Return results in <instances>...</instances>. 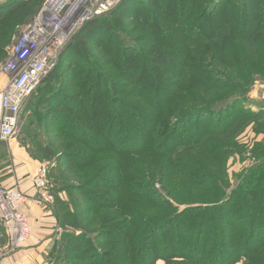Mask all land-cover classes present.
<instances>
[{"label":"trees","instance_id":"16d2710c","mask_svg":"<svg viewBox=\"0 0 264 264\" xmlns=\"http://www.w3.org/2000/svg\"><path fill=\"white\" fill-rule=\"evenodd\" d=\"M41 1H0V63ZM256 75L264 0H124L83 25L35 90L58 80L39 104L75 202L53 207L60 264H264V105L244 104ZM244 133L262 139L233 186Z\"/></svg>","mask_w":264,"mask_h":264},{"label":"built area","instance_id":"2783aa9c","mask_svg":"<svg viewBox=\"0 0 264 264\" xmlns=\"http://www.w3.org/2000/svg\"><path fill=\"white\" fill-rule=\"evenodd\" d=\"M124 0H44L32 22L10 50L11 58L0 68L8 81L0 92V141H10L26 100L55 68L58 58L76 32L87 22L106 15ZM48 169L39 165L31 178L38 197L48 202ZM25 196L18 188L0 187V221L15 246L30 235L22 211Z\"/></svg>","mask_w":264,"mask_h":264},{"label":"rangeland","instance_id":"374dc122","mask_svg":"<svg viewBox=\"0 0 264 264\" xmlns=\"http://www.w3.org/2000/svg\"><path fill=\"white\" fill-rule=\"evenodd\" d=\"M2 1V0H0ZM218 1V0H216ZM44 0H42L37 6H35V16L37 12L40 10L42 3ZM32 21V20H31ZM30 20L22 27L17 29V33L12 38L11 44L7 48L8 50V56L0 63V68L5 63H7L10 58V50L14 46V44L17 42V40L22 36L24 33L26 27L31 22ZM223 28L222 30H224ZM224 32H221V35L218 40L221 41L222 36L224 35ZM126 38H132L131 36H126ZM192 52L199 55L202 52V49L198 47L193 46ZM231 52V54L233 55ZM222 54L224 55H231L227 53L225 50H222ZM70 61H67L66 64H69ZM64 66V65H63ZM66 67V66H64ZM65 69L63 71L58 70L59 78H61V75H63ZM192 70H194L192 68ZM8 81V78L0 74V92H2L6 86V83ZM50 83V86H52L53 90L49 93H42L39 94L38 91H36L31 97H29L21 112L19 113V120L18 125L16 128V132L13 136V138L8 142H1L0 141V187H2L3 183L6 182L10 177H12L13 172H15L20 167H25L28 170V167L26 166H32V165H44L48 169V175H47V188L45 192L50 197V200L48 202L40 200L43 202L42 208L48 209L54 213L53 207H55L57 211V207H62L61 204H68V208L74 207L75 202L70 195L67 194V192L61 191L63 189V185H65V182H68V180H64L62 177H60V174L56 168V160L55 156H48L46 155L45 150L48 148L50 150H55V147L58 144L59 139L57 137H54V133L49 132V126L48 123L52 120V115L47 112V108L49 105L48 102L44 104H39V100L47 98L51 99L53 97H56V90H58V80L53 79ZM191 89H194L190 86ZM129 102L136 101V98L129 99ZM243 104V102H241ZM244 104H247L253 111L257 109V105H264V78L261 76H254L253 82L250 87V91L246 96V101ZM47 114V115H46ZM49 114V116H48ZM48 119V120H47ZM211 121H200V124L204 126L210 125ZM195 124V121L191 120L189 123L186 124L187 127L193 126ZM248 130V129H247ZM247 130L245 132H247ZM253 134L244 133L238 137L239 141L244 144V153L242 155H234L231 156L228 160L227 166L228 168V176L231 180V184L234 186L235 182V176L240 171H242L243 168L247 167L249 163H251L248 158L250 159V153L252 148V143L254 141H260L262 139L261 136L256 137L254 140ZM121 166L124 169V176L122 178V185L126 184L129 181V178L126 177V169H132L134 168V164H131L130 162H125L124 160L120 163ZM28 174V173H27ZM26 176L28 177V175ZM122 175V172L120 173ZM120 178V176H116ZM32 178V177H31ZM30 178V182H31ZM65 181V182H64ZM32 184V183H31ZM34 188V186L32 185ZM5 188V187H3ZM13 188V187H10ZM15 188H20L18 186H15ZM35 189V188H34ZM21 191V190H20ZM36 191V189H35ZM22 192V191H21ZM37 192V191H36ZM74 195V194H73ZM123 197V196H122ZM60 201H65L64 203H60ZM72 204V205H71ZM64 206V205H63ZM70 206V207H69ZM24 207V206H23ZM22 207V211H23ZM63 223L66 224L68 220H62ZM77 221L70 220L67 225L75 224ZM30 224V223H29ZM59 226V225H58ZM58 232L61 233L63 230L60 228H57ZM62 231V232H61ZM30 232H31V225H30ZM30 238V235L28 236L26 242ZM25 242V243H26ZM24 243V244H25ZM24 244H21L19 246L13 245V243L10 241L9 236L4 228L3 223L0 221V264H2L5 260L10 258L15 254L17 250H19ZM60 251L55 245L49 249L48 256L46 257V263L47 264H60ZM157 264V262L155 263ZM237 264H243L242 262Z\"/></svg>","mask_w":264,"mask_h":264},{"label":"crops","instance_id":"0c3cea01","mask_svg":"<svg viewBox=\"0 0 264 264\" xmlns=\"http://www.w3.org/2000/svg\"><path fill=\"white\" fill-rule=\"evenodd\" d=\"M38 166V164L26 166L28 170L25 167H20L2 185L5 188L15 186L20 188L25 196L23 212L28 217L31 225L28 241L2 264H47L45 261L49 249L59 239L60 232L57 230L59 226L53 212L50 208H42L41 204L43 202L39 199L30 182V178L34 175ZM157 264L163 263L158 261Z\"/></svg>","mask_w":264,"mask_h":264}]
</instances>
